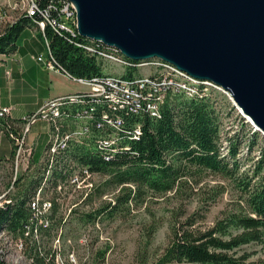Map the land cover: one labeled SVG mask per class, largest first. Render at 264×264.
I'll list each match as a JSON object with an SVG mask.
<instances>
[{"label": "trees", "instance_id": "trees-1", "mask_svg": "<svg viewBox=\"0 0 264 264\" xmlns=\"http://www.w3.org/2000/svg\"><path fill=\"white\" fill-rule=\"evenodd\" d=\"M33 26L36 27L33 20L23 16L5 27L0 32V55L15 54L19 38ZM39 34L44 39V35ZM45 35L60 73L68 74L73 79H92L105 74L103 61L83 47L90 44V40L80 37L68 40L50 27ZM123 76L132 78L141 74L127 71ZM211 94L194 99L169 95L159 118L146 111L139 114L116 113L99 105L88 125L90 134L83 142L70 143L69 148L57 156L50 176L46 173L49 164L40 163L39 176L35 175L15 198L0 208V231L25 237L28 231L26 225L33 219L30 202L39 190H42L44 198L51 190L55 192L51 199L54 206L52 214H55L59 186L68 185L70 175L81 167H87L104 178L102 185L105 188L121 189L122 193L96 214L108 212L111 217L123 205L130 206L133 201L142 202L147 193L163 195L178 192L191 183V179L197 184L199 179L196 177L210 173L234 180L244 191L245 205L222 212V217L212 225L206 223L207 208L189 215L184 211L175 213L170 241L152 264H260L259 261H252L251 254L243 248L251 244L264 245V149L253 178L248 181L243 179L237 160L239 144L232 141L228 155L221 153L219 116ZM67 108L66 122L74 129L77 127L74 117L79 108ZM104 111L112 118L122 117L126 132L134 131L136 126H140L142 132L138 141L126 139L122 145H129L130 150L121 152L110 162L100 156L96 144L98 137L112 132V128L102 130L97 126L103 120ZM18 124H21V128ZM0 129L7 134L15 148L12 135L20 136L22 119L16 122L11 116L0 118ZM66 129L64 127L61 131ZM252 136L257 141L259 134L254 132ZM102 185H96L87 197L92 198L95 190L98 196H103L105 191H102ZM96 215H88L87 218L95 222ZM48 229L42 227L39 231L43 233ZM0 264L7 263L0 258Z\"/></svg>", "mask_w": 264, "mask_h": 264}, {"label": "rangeland", "instance_id": "rangeland-1", "mask_svg": "<svg viewBox=\"0 0 264 264\" xmlns=\"http://www.w3.org/2000/svg\"><path fill=\"white\" fill-rule=\"evenodd\" d=\"M15 2L13 0L12 5ZM21 13L14 5L9 6L7 0H0V32L18 21ZM103 63L106 74H126V69L119 65L109 61ZM73 88L86 89L82 85H73ZM211 92L219 116L221 153L228 155L231 142L238 143L240 175L247 181L251 180L264 149V134L257 131L231 96L217 90L213 92V89H208L206 93ZM42 122H38L29 133V142L34 139L38 144L39 139L51 131L47 123L40 127ZM254 132L259 134L257 141L252 138ZM31 147L30 143L25 145L18 161L19 167L16 162L17 149L12 154L11 162L0 164L1 204L10 202L35 175L39 176L40 167L32 165V156L30 158L28 152ZM196 178L199 183L195 184L190 178L192 182L178 192L163 195L147 193L142 202L133 201L130 206L123 205L112 217L108 212L96 214L122 193L120 188H105L102 185L104 178L96 175L95 185H102L105 194L98 196L95 190L91 198L86 197L78 187L66 184L57 191L58 207L55 214L52 212L48 216V231H39L38 236L27 232L25 237L0 231V258L7 264H152L170 241L175 213L184 211L189 215L207 208L206 223L212 225L222 217V212L245 205L244 191L234 180L210 173ZM54 195L55 192L51 190L46 199L51 200ZM88 215H96V221L88 220ZM20 242L24 243L23 248L19 247ZM243 250L251 254L252 261L264 264V245L251 244Z\"/></svg>", "mask_w": 264, "mask_h": 264}, {"label": "water", "instance_id": "water-1", "mask_svg": "<svg viewBox=\"0 0 264 264\" xmlns=\"http://www.w3.org/2000/svg\"><path fill=\"white\" fill-rule=\"evenodd\" d=\"M82 37L228 92L264 134V0H71Z\"/></svg>", "mask_w": 264, "mask_h": 264}, {"label": "built area", "instance_id": "built-area-1", "mask_svg": "<svg viewBox=\"0 0 264 264\" xmlns=\"http://www.w3.org/2000/svg\"><path fill=\"white\" fill-rule=\"evenodd\" d=\"M12 1L7 0L9 6L13 7L14 5L16 10L22 11L20 17L24 16L33 20L38 31L44 35L45 53L35 56L34 59L49 71L61 72L55 63L45 32L50 27L68 40H75L79 37L85 38L79 33L78 11L75 5L71 0H16L13 5ZM5 16L6 13L4 12L3 17ZM88 40L91 43L83 46L86 51L97 56L103 62L109 61L119 65L125 68L126 72H139L141 76L129 78L123 75L105 73L103 76L92 79H73L68 74H64L69 79L85 86L86 89L73 95L52 99L38 112L22 119L23 129L20 136L12 135L15 141V151L17 149L18 153L16 157L18 167L22 151L25 145H28L31 127L38 121L47 122L51 127L48 148L45 150L41 162L42 164H49L46 173L47 176H50L57 156L62 151L67 150L70 143H82L83 139L90 134L88 125L99 105L103 108L106 106L116 113L139 114L141 111H146L151 116L159 118L161 117V108L169 95H183L189 99L203 98L208 89H213L230 96L228 92L213 82L199 80L161 59L134 61L127 58L115 47L106 46L96 40ZM145 69L148 70L145 72ZM70 106L79 108L74 117L77 122V127L74 129L66 122L67 107ZM11 112V107L0 108V118L4 119L11 116ZM97 126L102 130H105V127L112 128V132H107L96 139L97 151L107 162L112 161L121 152L130 150L129 145H122L126 139L138 141L142 135L140 126H136L134 131L126 132L123 118H112L106 115L105 111L103 120L98 122ZM64 127L67 129L62 132ZM28 152L31 158L32 147ZM16 174L18 176V173ZM96 175L89 168L81 167L70 175L68 184L81 189L87 197L95 189L94 177ZM58 189L61 190L62 186H59ZM2 207L4 205L0 203V208ZM53 207V202L44 198L42 190L37 191L30 202L33 219L26 225L27 232L33 230V234L38 236L39 228H49L48 216L52 213ZM23 246L24 243L20 242L19 247L23 248Z\"/></svg>", "mask_w": 264, "mask_h": 264}, {"label": "crops", "instance_id": "crops-1", "mask_svg": "<svg viewBox=\"0 0 264 264\" xmlns=\"http://www.w3.org/2000/svg\"><path fill=\"white\" fill-rule=\"evenodd\" d=\"M17 45L18 50L15 54L0 55V108L11 107V119L18 122L38 112L52 99L85 90L74 89L73 85L80 84L60 72L49 71L34 59L35 56L45 53L44 39L36 27L26 29ZM37 123L31 127V131ZM42 123L40 127L47 122ZM18 125L21 128V124ZM49 134L50 132H47L46 135L39 137L38 144L37 140L31 139L29 142L28 139V144L30 143L34 150L31 161L35 167L41 165ZM13 152V143L0 129V164L11 162Z\"/></svg>", "mask_w": 264, "mask_h": 264}, {"label": "bare ground", "instance_id": "bare-ground-1", "mask_svg": "<svg viewBox=\"0 0 264 264\" xmlns=\"http://www.w3.org/2000/svg\"><path fill=\"white\" fill-rule=\"evenodd\" d=\"M239 110L243 113V111L239 108ZM248 118V117H247ZM249 119V118H248ZM250 120V119H249ZM251 121V120H250ZM251 123H253V122H251Z\"/></svg>", "mask_w": 264, "mask_h": 264}]
</instances>
